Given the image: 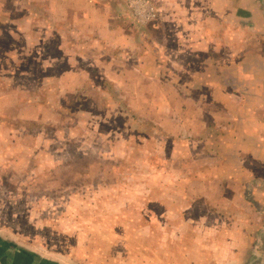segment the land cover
I'll list each match as a JSON object with an SVG mask.
<instances>
[{"label":"rangeland","instance_id":"374dc122","mask_svg":"<svg viewBox=\"0 0 264 264\" xmlns=\"http://www.w3.org/2000/svg\"><path fill=\"white\" fill-rule=\"evenodd\" d=\"M62 1L67 0H52V4L62 5ZM5 2L7 7L14 5L30 13H22L21 21L33 19L46 26L50 35L47 45H32L31 49L42 60L47 57L42 65L52 63L59 71L70 65L80 68L84 45L77 25L71 21L58 25L57 16L47 14V4L42 6L35 0ZM122 2L137 27L156 24L157 0ZM60 35L63 46L59 45ZM153 36L156 41L161 38L157 33ZM137 37L142 40L141 31ZM2 38L0 71L7 76L0 78V84L18 81L22 86L25 79L10 77L18 74L30 76L26 79L30 83L17 97L20 108L28 105V109L18 110V106L0 102V234L62 264H157V231L163 229L158 221L163 210L158 204L164 202L166 209L171 208L173 198L182 201L186 195L193 197L183 187L196 174L184 171L195 166V161H203L195 156L211 146L205 143L213 138L216 128L204 126L187 133L173 125L167 110H160L168 121L160 124L155 118L163 114L132 106L135 99H141L128 95L138 86L130 76L127 94L107 78H94L87 90L68 94L60 93L52 79V89L47 86L44 90L39 76L43 68L35 64L39 58L29 55L33 51L26 47L19 58L16 45ZM163 39L168 45L158 48V54H152L150 60H159L163 67L160 76L167 84L185 85L184 78L172 73L179 62L172 64L174 58L187 57V53L183 54L184 47H174L172 32L164 33ZM133 47L140 52L137 45ZM62 51L66 62L61 59ZM71 55L74 58L68 63L66 58ZM167 68H171L168 73ZM157 105L162 106L157 102L154 107ZM204 114V120L209 119L207 112ZM250 163L246 159L244 170L250 174L244 175L249 178H245L246 189L240 194L254 205L246 202L245 211L238 208L239 214H245L246 230L264 223V169ZM199 176L209 178L207 173ZM201 196L206 197L203 193ZM248 206L253 210L251 215ZM224 212L222 215L228 214ZM259 242L264 247V229ZM173 254L179 258L176 264H186L182 262L185 254ZM252 258L264 264V251L260 258Z\"/></svg>","mask_w":264,"mask_h":264},{"label":"crops","instance_id":"0c3cea01","mask_svg":"<svg viewBox=\"0 0 264 264\" xmlns=\"http://www.w3.org/2000/svg\"><path fill=\"white\" fill-rule=\"evenodd\" d=\"M157 1L156 24L146 28L132 23V15L122 0H67L58 6H53L52 0H35L39 5L47 4V14H55L58 25L71 21L80 28L84 45L80 50L85 53L80 51V68L70 65L59 71L53 69L52 63L46 66L47 57L42 60L31 50L32 45H47L50 35L46 26L33 19L21 21L26 11L13 8L14 5L7 7L5 0H0V38L6 37L16 45L15 55L19 58L24 47L33 51L28 53L33 58H39L35 64L43 68L39 76L44 90L47 86L52 89V79L60 93L68 94L87 90L94 78H107L127 94L130 76L138 86L136 92L128 95L141 99H135L132 106L163 114L155 118L160 124L168 122L160 111L167 110L173 125L187 133L204 126L216 128L217 134L205 143L210 142L211 146L195 156L203 161H195V166L184 171L196 174L183 187L193 197L186 195L182 201L173 198L171 208L165 209L164 202L158 204L163 210L161 220L158 218L163 229L157 231L160 250L156 263L176 264L179 258L174 252L185 254L182 262L186 264H258L251 256L258 259L264 251L259 242L264 223L246 230L245 214H239L238 208L245 211L247 203L254 205L240 194L246 189L245 178H249L244 175L250 174L244 170L246 159H250V165L264 169V0ZM139 31L142 40L137 37ZM64 32L68 34L67 30ZM171 32L174 47H184L183 54L187 53V57H179L180 54L174 58L172 66L175 60L179 63L171 67L173 75L185 79V85L167 84L160 76L163 67L159 60H150L152 54H158V48L168 45L164 33ZM154 33L163 42L156 41ZM133 44L143 55L133 50ZM59 45L63 46V35ZM60 56L63 59V51ZM71 56L66 58L68 63L74 58ZM196 56L198 59H193ZM6 76L7 73H0V78ZM10 77L25 79V84H0V102L18 106V110L28 109V105L20 108L17 97L30 83L26 81L30 76ZM154 101L162 106L154 107ZM205 112L209 119L204 120ZM203 173L209 178L199 176ZM250 206L247 210L251 215ZM223 210L228 214L222 215ZM170 252L172 256L167 258ZM162 255H166V261ZM0 264L62 263L0 234Z\"/></svg>","mask_w":264,"mask_h":264},{"label":"built area","instance_id":"2783aa9c","mask_svg":"<svg viewBox=\"0 0 264 264\" xmlns=\"http://www.w3.org/2000/svg\"><path fill=\"white\" fill-rule=\"evenodd\" d=\"M145 15H146V17H148V13L147 12L145 13Z\"/></svg>","mask_w":264,"mask_h":264}]
</instances>
